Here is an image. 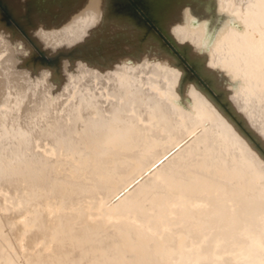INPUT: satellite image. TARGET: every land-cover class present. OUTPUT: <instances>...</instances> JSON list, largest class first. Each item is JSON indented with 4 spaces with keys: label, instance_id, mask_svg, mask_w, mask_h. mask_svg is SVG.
Listing matches in <instances>:
<instances>
[{
    "label": "bare ground",
    "instance_id": "bare-ground-1",
    "mask_svg": "<svg viewBox=\"0 0 264 264\" xmlns=\"http://www.w3.org/2000/svg\"><path fill=\"white\" fill-rule=\"evenodd\" d=\"M0 264H264V0H0Z\"/></svg>",
    "mask_w": 264,
    "mask_h": 264
}]
</instances>
